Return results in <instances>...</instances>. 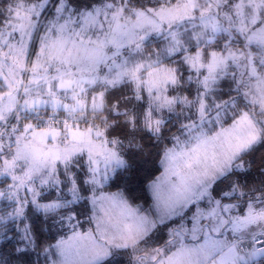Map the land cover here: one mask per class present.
<instances>
[{
    "label": "clouds",
    "instance_id": "9594fccd",
    "mask_svg": "<svg viewBox=\"0 0 264 264\" xmlns=\"http://www.w3.org/2000/svg\"><path fill=\"white\" fill-rule=\"evenodd\" d=\"M0 264H264V0H0Z\"/></svg>",
    "mask_w": 264,
    "mask_h": 264
}]
</instances>
